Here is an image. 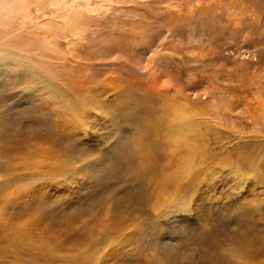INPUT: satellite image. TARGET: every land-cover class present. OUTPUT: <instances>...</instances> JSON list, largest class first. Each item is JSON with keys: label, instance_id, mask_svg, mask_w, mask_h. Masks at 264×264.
I'll use <instances>...</instances> for the list:
<instances>
[{"label": "rangeland", "instance_id": "obj_1", "mask_svg": "<svg viewBox=\"0 0 264 264\" xmlns=\"http://www.w3.org/2000/svg\"><path fill=\"white\" fill-rule=\"evenodd\" d=\"M18 6L0 264H264V0Z\"/></svg>", "mask_w": 264, "mask_h": 264}, {"label": "bare ground", "instance_id": "obj_2", "mask_svg": "<svg viewBox=\"0 0 264 264\" xmlns=\"http://www.w3.org/2000/svg\"><path fill=\"white\" fill-rule=\"evenodd\" d=\"M19 1V0H18ZM18 1L16 0H0V14L3 15V18L1 20L2 21H9V18L10 16H14L19 12V6H18ZM20 4V3H19ZM22 4V2H21ZM24 4V3H23ZM21 7V6H20ZM26 7V6H25ZM24 7V8H25ZM23 8V7H21ZM52 9V8H51ZM20 13V12H19ZM2 16H0V19H1ZM12 18V19H15V18ZM14 22V21H13ZM16 23V22H15ZM4 24V23H3ZM17 24V23H16ZM68 24V23H67ZM70 25V24H69ZM9 27V26H8ZM7 28V27H6ZM2 30H0L1 32ZM68 32V31H67ZM20 39L21 37L18 36V39H16V41H14L15 43L19 44L20 43ZM37 45V44H36ZM9 46V45H8ZM23 46L21 48L20 51H25V47L27 45H21ZM15 48H17L18 46H14ZM34 47V46H33ZM3 52H8V53H2L0 52V63L3 64V65H10L11 62H14L16 60L17 64L19 63L22 67H23V64L25 61H28V58H26V56H20L18 55L16 57V51L12 48V46L10 48H6V45H4V49H2ZM34 51V50H33ZM16 58V59H15ZM38 63V62H37ZM16 66H19V65H16ZM9 67V66H7ZM14 67V66H12ZM11 69V67H10ZM17 69V68H15ZM26 69V67L21 70L22 72H24ZM28 71H25V73H29L30 75H32L33 77V80H34V85L35 87L33 88L34 91H36L37 89V93L39 95V92L40 90L39 89V86H40V82L44 81V79L37 73L35 72L36 70H34L31 65L29 67H27ZM36 69V68H35ZM13 70V69H12ZM9 71V70H8ZM19 71V70H18ZM18 73V72H17ZM42 75V74H41ZM25 78V76H24ZM27 78V77H26ZM28 79V78H27ZM28 81V80H27ZM42 90V88H41ZM33 91V92H34ZM37 95V94H36ZM41 96V95H40ZM55 98V97H54ZM56 99V98H55ZM68 105V104H67ZM65 106V105H64ZM172 130L179 133V134H186V133H189L190 130H191V127H189L188 125H185V124H181V123H177L175 122L172 126H171ZM170 179V178H169ZM243 244L245 245L246 244V241L244 240L243 241ZM247 246V245H246ZM241 251V250H240Z\"/></svg>", "mask_w": 264, "mask_h": 264}, {"label": "snow or ice", "instance_id": "obj_3", "mask_svg": "<svg viewBox=\"0 0 264 264\" xmlns=\"http://www.w3.org/2000/svg\"><path fill=\"white\" fill-rule=\"evenodd\" d=\"M114 14V12L113 13H108V15L107 16H99V17H95L94 19H96V20H103V19H107V18H110V16L111 15H113ZM243 178H245V179H247V177L245 176V177H243Z\"/></svg>", "mask_w": 264, "mask_h": 264}]
</instances>
